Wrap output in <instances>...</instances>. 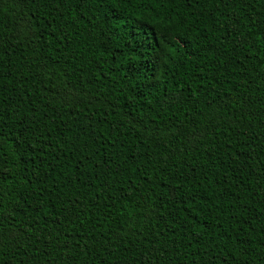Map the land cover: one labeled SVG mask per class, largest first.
<instances>
[{
  "label": "trees",
  "instance_id": "trees-1",
  "mask_svg": "<svg viewBox=\"0 0 264 264\" xmlns=\"http://www.w3.org/2000/svg\"><path fill=\"white\" fill-rule=\"evenodd\" d=\"M0 264H264V0H0Z\"/></svg>",
  "mask_w": 264,
  "mask_h": 264
},
{
  "label": "snow or ice",
  "instance_id": "snow-or-ice-1",
  "mask_svg": "<svg viewBox=\"0 0 264 264\" xmlns=\"http://www.w3.org/2000/svg\"><path fill=\"white\" fill-rule=\"evenodd\" d=\"M122 2L124 3H130L131 0H122ZM150 2H156V0H138V3H142V4H147V3H150ZM3 173H0V176H2Z\"/></svg>",
  "mask_w": 264,
  "mask_h": 264
}]
</instances>
